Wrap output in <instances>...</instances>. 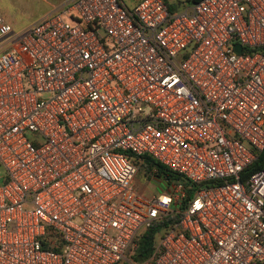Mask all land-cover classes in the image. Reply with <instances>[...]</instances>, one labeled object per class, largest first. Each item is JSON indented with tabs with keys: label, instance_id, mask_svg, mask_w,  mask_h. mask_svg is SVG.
I'll use <instances>...</instances> for the list:
<instances>
[{
	"label": "built area",
	"instance_id": "2783aa9c",
	"mask_svg": "<svg viewBox=\"0 0 264 264\" xmlns=\"http://www.w3.org/2000/svg\"><path fill=\"white\" fill-rule=\"evenodd\" d=\"M181 6L71 0L0 50V264H264V0Z\"/></svg>",
	"mask_w": 264,
	"mask_h": 264
},
{
	"label": "trees",
	"instance_id": "16d2710c",
	"mask_svg": "<svg viewBox=\"0 0 264 264\" xmlns=\"http://www.w3.org/2000/svg\"><path fill=\"white\" fill-rule=\"evenodd\" d=\"M169 6V8L173 9V6L165 0ZM199 0H178L180 4L184 2H197ZM252 49V48H251ZM250 48H245L244 50H251ZM142 161L141 165L143 166L145 172L151 171L152 176L155 177L157 180L161 178L168 179V180H181L187 190L188 196L192 192L193 186L191 185L190 181L183 177L180 173L170 169L168 166L164 165L163 163L159 162L158 160L150 157L148 155H141ZM264 165V149L258 155V158L251 164L250 170L258 169ZM162 188H166L165 185L161 186ZM168 219L154 221L151 223L136 239L134 244V252L133 258L135 260H140L146 257L154 247L156 236L162 230L164 226H166V222Z\"/></svg>",
	"mask_w": 264,
	"mask_h": 264
},
{
	"label": "crops",
	"instance_id": "0c3cea01",
	"mask_svg": "<svg viewBox=\"0 0 264 264\" xmlns=\"http://www.w3.org/2000/svg\"><path fill=\"white\" fill-rule=\"evenodd\" d=\"M69 1L71 0H0V14L12 27L10 32L0 35V50L12 44L38 18L60 9Z\"/></svg>",
	"mask_w": 264,
	"mask_h": 264
},
{
	"label": "rangeland",
	"instance_id": "374dc122",
	"mask_svg": "<svg viewBox=\"0 0 264 264\" xmlns=\"http://www.w3.org/2000/svg\"><path fill=\"white\" fill-rule=\"evenodd\" d=\"M168 3H170L173 6V9H176L177 11L182 10L181 4L178 2V0H167ZM123 2L129 6L132 7L135 0H123ZM19 28H15L17 30ZM101 33H104V30L100 29ZM158 180L153 176H148L145 172L142 165H139L138 170L134 176V186L140 190L143 194L146 195H154L157 192L160 191Z\"/></svg>",
	"mask_w": 264,
	"mask_h": 264
},
{
	"label": "water",
	"instance_id": "95a60500",
	"mask_svg": "<svg viewBox=\"0 0 264 264\" xmlns=\"http://www.w3.org/2000/svg\"><path fill=\"white\" fill-rule=\"evenodd\" d=\"M235 48H236V50H240L241 49V44L240 43H235Z\"/></svg>",
	"mask_w": 264,
	"mask_h": 264
}]
</instances>
